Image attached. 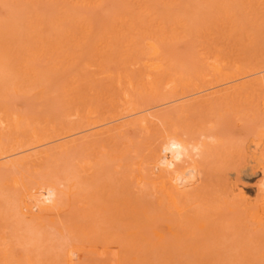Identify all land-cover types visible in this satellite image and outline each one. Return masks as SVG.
I'll use <instances>...</instances> for the list:
<instances>
[{
    "label": "bare ground",
    "instance_id": "bare-ground-1",
    "mask_svg": "<svg viewBox=\"0 0 264 264\" xmlns=\"http://www.w3.org/2000/svg\"><path fill=\"white\" fill-rule=\"evenodd\" d=\"M6 1L9 3L11 0L10 1L4 0L3 3L6 4L7 3ZM27 1L29 2L30 0ZM27 1L25 2V4L27 3ZM33 1H35L33 2V4L35 3L38 4L40 1L47 3L57 2V0L56 1L33 0ZM64 1H63L64 6L61 3V1L58 3L62 4L60 7H64L63 9H65V11L61 10L62 14L58 15L56 17L57 19L53 17L56 22L55 21L51 22L52 24L53 22H55V25L54 24L53 25L55 26L57 31L59 30L57 32V34H60L59 37L52 36L53 32L48 33L49 35L51 34L50 37L46 32H41L42 28L44 29L45 27H48L47 26L48 24H50L49 26L53 28V30L55 29L51 23L44 24V22L45 23L49 22L48 20L45 19L46 17H44L45 16L43 14L44 11L42 12V14L44 15L43 16L44 20L43 18L41 19L43 20V23H41V20L39 19L40 17H37V16H42L39 15V13H37L38 15L36 14L35 16V18L37 17L38 19L37 18L33 19L34 16H32L33 17L32 18L31 15L30 17L28 16L34 21L36 20L38 21L33 23V20L29 19L28 26L32 25L34 27V29L32 30H34L35 32L31 30L30 31L28 30V32L31 37L33 35L35 40L32 38L31 41V38H29L27 42L33 43L29 45L31 47H36L38 45L40 47V48L38 47L39 49L36 48L34 50L31 47H27V46L25 47L24 43L26 41L23 43L24 39L22 38L21 41V39L19 38L21 35H17V36L15 35L16 36L15 38L12 36L13 35L12 33H14L15 31L9 32L10 34H12L10 36H12L13 38L8 37L9 33L6 32L8 31V28L11 26H9V24L7 23L5 25L9 27L6 28V26H3L4 24H1L2 29L5 27L7 30L5 28L3 30L0 28L1 30L0 35L4 32V34L0 36V52H1L0 60L4 59L3 62L5 64L3 68H1L0 66V69L4 70L6 66L8 69L9 68L8 66H10L11 64L14 66V64L17 63L18 55L20 54V53L17 54L18 50L19 51L21 50L20 52L22 53L28 54L29 57H27L26 54L25 55L22 53H21L22 55L20 54L21 56L24 55L23 60H21L20 63L21 67H18L15 64L16 65L15 69L20 68L19 71L17 69L16 75H19L20 73L18 72H21L22 69L24 70L22 71L23 73L20 74L23 79L20 80L15 77V80H17L15 81V83L13 82L12 78L11 79L9 78L10 75L9 76L6 75L9 74L7 72L10 69L8 71L4 70L5 72H2L3 70H0L2 72L0 73L1 74L0 101L3 100L5 102V99L1 100V98L2 97L8 98L10 96H13L14 92L22 91L19 93L21 96L23 93L27 94L29 91L32 92L33 89L30 88L29 86L34 87V89H36L37 91V94L38 93L41 94L39 97L40 99L44 97L42 96L43 94L41 93V91L44 89L45 92L43 91V93L44 94L47 93L46 89L48 87L46 86H49V84H50L49 89L51 88L55 89L60 87L61 85L59 86L55 85L58 82L60 83L61 82L60 80L57 79L58 80L57 81L55 80L56 78L54 77V80L56 81L54 83V81L50 78V80L53 81L52 83H54L52 84L53 87H51V81L50 83H48V79L47 80L43 79L44 74L43 77H42V73L39 74V72L44 73V70L41 69L36 70L37 69L36 67L38 65L35 67L36 69L34 68L35 64L38 61L37 62L35 61L36 63L34 62V60L36 59V55H33V52L35 51L34 54H36L37 50H41V51L45 50V52L43 53L44 56H41L43 55L42 52L38 51L37 56L42 59L41 60L42 62L39 61L38 64L39 63L43 64V61L45 62V60L43 59L46 58L43 57H46L45 56L46 53H48L47 55H50V57L47 56V58L48 57L51 58L48 60L50 61L52 60L51 56H54L55 54L57 55L56 53L57 49L60 48L59 53L63 55L67 50V47L70 48L69 44L71 42L77 41L75 37L77 32L79 36L80 33H83L85 35L84 36L85 39L81 38L82 37L81 36L80 38L82 40L81 39L80 40L83 44V47H85V49L83 48V50H86V46H88V44L85 41H87L86 38H88L89 35H92L91 29H94L93 27H97L100 30V27L94 26L93 23H92L93 27L91 28V24L80 19L79 17L75 19V17H73L74 14H71L70 16L69 11L67 12L66 11L67 8L65 7L68 6L67 4L70 5L71 3L72 4L77 3L76 6L78 5L85 6V4L87 5L88 3L92 2L93 5L94 4L93 1L95 3L96 1L100 2L101 3L100 5H102L103 1L101 2V0H93V1L73 0L72 2V0H68V2H66L67 6L65 5ZM131 1H135V3H137L136 0H131ZM143 1H147V0H143ZM261 1L263 2L264 0ZM19 2L20 1L13 2V4L17 3L14 6L17 5L19 6L20 4L21 7V5H24ZM3 3L1 4V6L3 5ZM27 4L31 6V10L30 11L28 10L29 12H32V9L36 8L34 6H33L34 8H32V4L30 3ZM60 4H57L58 5L57 7H59ZM139 5L140 2L138 6ZM142 5L143 4L141 3L140 5L141 8L144 7V5L143 7ZM7 6L6 9L3 7L5 11L4 14H6V11L10 10L8 9L9 7ZM14 6L12 5V7ZM138 6H136L137 7L136 9L137 12L139 10L138 13L141 15L142 11L140 10L141 8ZM127 7L130 12L131 8H129V6ZM132 9L134 12V8ZM228 9L226 10L225 15H223V19L228 20L229 23L227 24L226 21L225 24L223 23V25L230 26V29L227 30L226 26H225L226 28L225 27L224 28L227 30V32L229 31V33H231V34L228 33V35H231L230 39L233 38L236 33L240 32L242 35L240 34L239 37L237 38L241 40L240 36L244 37L246 35V32L244 31L246 30L244 27H241L239 26V24L235 23L236 22L234 19L235 17L233 16V14L232 15L229 14L230 11H228ZM142 10L144 12L147 11L145 10V8ZM28 11L26 10V12L25 11L23 12L28 14L29 13ZM227 11L229 13H227ZM263 11L264 9L262 10V12ZM126 12L128 14L127 10ZM126 12L124 10L122 14L120 12V15L124 16ZM143 13L142 15H144L145 13L147 15V12H145L144 14ZM149 13L152 14L150 11ZM158 13L159 12H157V14ZM10 15L8 17H10ZM117 15L119 14L117 13ZM120 15L119 17H117V19L119 18L121 19L120 21L122 22L121 24L122 26H118L120 22L116 18L115 20H117V22L114 20H110L111 22L108 21L109 23L116 22L117 23L116 25L118 27L115 25L116 28L111 29L113 34L110 33L109 35L108 32H106L108 28L106 27L107 29H105V31L103 29L104 35H102V37H98L99 41L94 44L95 48L94 49L92 48L95 51L93 53L91 51V53L87 54V55L89 54L93 55L91 56L92 59L90 57V59L86 60L88 62L84 61V65L81 66V71L82 68H84V70L91 71L92 75L95 74L94 76L91 75L92 78L91 77L84 78V77H80L79 75L76 76V73H74L72 76L71 72L75 71L74 70L75 66L77 70L80 69V67L79 68L77 67V65L79 66L80 64L79 63L80 61L78 62L77 60L79 59L78 57H76V59L74 58L73 60L74 54H71L72 53L71 51L69 55H68L69 50H67V53L65 54L68 55L66 59L74 66V69L73 66H70L72 67L71 69H73L74 71L73 70L70 71L71 69L69 68L68 65L64 66V64H66V60L63 64L60 63L61 62L60 60L64 59L63 56L60 57L61 56L60 54H59L60 56H57L60 57L58 58L60 59L59 61L58 59L56 60L57 63L59 62L58 65L63 66L60 67L62 68L61 70L63 71L64 67L67 66L64 69V71L68 68V71L70 72L68 73V71H66L64 74L63 71V73H61L64 74V76H66L67 73L69 74V75L67 74L68 77L66 76L65 78L67 82L69 81L68 85L66 86V91L68 95L67 94L66 96H64V94L62 95L65 98L69 96V100L68 98L66 99L64 98L65 100L63 101V97H62V101L64 102V104L66 102L67 103L65 105L61 104L64 105L62 106L63 107L62 109L63 110L65 109L66 111L61 110V107L59 109L58 105L53 107L49 106L51 104L50 99L54 94H56L55 92L52 96H49V98L47 96V98L45 97L42 101L44 103L45 99L46 100L49 99L48 101H46L47 105L44 103V106L49 107L47 108L50 113L53 110L52 108L55 107L56 109L57 108L58 109L57 110L54 109L55 112L52 111L53 113L57 114L58 110L60 112L62 111L59 115L57 114V116L55 114V116L58 118H56L53 115L55 121L53 119V116L51 118L53 121H51L49 117L45 115V113L44 114L42 113L48 111V110L45 111L46 107H42L41 108L42 110L39 111L42 113V116L39 120V118L37 119L36 117H34L35 115L33 116L32 113L28 114L31 111L30 112L27 111V114L26 113L24 114L22 113L23 112L22 110L24 109H21L20 112V110L17 109L16 106H15L16 108L15 107L13 108V106L8 108L7 104L10 103L9 101H7L8 103H6V105H4L3 102H0V218L2 219V221L5 220L6 223L12 225L13 234L25 230V223L32 225L33 229H31V232L29 231L26 232L25 239L26 240L39 239L44 237V234L37 229L38 226H42V227H45V225L50 226V224H52V221L56 219L55 216H58V214L63 209L66 208L64 205H66L68 208L71 205L72 208H69L70 210L66 208L70 212L76 210L74 206L76 208L78 207L77 211L78 212L81 211V214L79 212L80 217L83 215L85 218L90 219V220L83 219L82 216V220L85 221L87 220V222L91 221L95 223L96 221H98V223H100L99 222L100 220L103 221L100 223L102 228L101 226L100 228L98 227L99 230L97 226H99L100 224L96 225L95 226L96 228L91 227L92 225L89 226L93 228L92 230H94L95 232L96 231L99 232L97 236H101L100 231L105 233L108 230L107 234L109 232L111 233L110 243L109 241H107L110 240L109 237L106 236L107 238L105 237L106 240L104 239L105 242L103 241V245L98 243L100 241L97 239H96L97 241L95 240L96 241L95 244L92 236L96 235L97 233L96 234L94 232L92 233L91 229L89 230V227L86 228L83 227L82 225L79 226V227L82 226L81 229H79L80 231H78V227H77V232H79L78 234L76 233V231H72L77 236L80 235V237L82 238L77 237L76 235H74V233L71 234L69 227L67 228V231L64 230V228H66L67 226L63 224L60 225L59 221L60 222L61 220L62 222L65 221L64 224L66 223L68 225V222L69 224L71 222L70 221L71 218H69V220L68 218H66L67 220L64 218H62L59 221L57 220V225L55 221L53 224H55L56 226L52 224V227L53 228L56 227L55 230L57 229V226L63 228L62 230L58 228L57 229L58 232L57 231L56 232L61 233V235L65 236L66 238L69 235V233L74 237L76 236V238H74L76 239L75 240L76 243L71 240L72 242H74L75 245H78L79 243L81 245H84L85 242H86V246L89 244L88 248H86L85 245L83 246L85 248L83 249L84 252H86L87 249V251L90 250L92 252H96L104 255L106 259L104 261H106V264H122V261L120 259L115 261V258H119L120 255L121 257H123L122 255L126 252V250L131 251L133 249L132 247L133 243L138 238L140 240V241L137 240L138 242L136 241L138 244H136V242L134 243L136 244V246H138L140 242L139 247L135 246L137 254L141 252L142 254L146 253L144 248H146L148 243L150 247H152L150 248L149 252L147 251L149 255L146 253L148 256H150V258L147 259L148 261L147 260L144 261V264H153L152 261H150V259H152L150 254L155 256L154 258L156 259L155 261L156 264H161V263L171 264V262L173 263V261H170V259L173 260L175 257L171 258V256L176 255L177 258L178 254H176L173 247L170 246H174L176 249L180 248V250H182L183 248L185 252L188 251L192 253L194 251L193 253L195 255H198L197 256L198 258H204L206 252L212 251L211 254L215 255V257L213 258L215 264L226 258V256L223 255V250L221 249V247L225 248V251L231 253L230 256L232 255L231 259L229 258L231 260L228 262L229 264H264V98H260L262 95H264V61H263L264 53L262 56L261 54H258V51L256 53L252 52L254 55L258 54L261 55V57H263L262 59L263 63L261 61L260 65L255 64V61L253 62L254 65L251 64L252 56H250L251 59L248 60L246 56H243V54H241V51L244 49V45L247 46V43L250 41H251L250 44L253 45L254 43L253 41L254 39L251 40L252 35H250L251 34L250 32H247L248 35L251 36L250 39L249 36L247 37L248 38L246 39L247 41L245 40L246 37L244 39L241 37L243 40L246 41L245 43L243 40L237 41L238 42L237 47H239L238 49L241 51H240V55H236V56H234L235 54L232 55L233 54L232 49L234 50L233 47H231V51L228 52L230 54L226 53L227 50L229 51V46L227 44L226 46L228 49L225 51L222 45H220L222 47L217 46L220 43H216L215 40L214 41L217 45L211 43L208 44L205 41L204 43L209 45V47L207 48L205 47L207 51L204 50L205 52L202 51V53L200 51L199 53L201 54V57L199 56L198 53L197 56H199V58L193 61L198 62L200 58H202L204 61L202 62V65L206 67V72L203 73L204 71H200V66H199L201 65L200 64L201 61H200L198 62L199 65L197 64L198 65L197 68H199V71L196 70L197 68L195 69L198 73V76L197 73L195 74L193 73L194 76H196L197 78L196 77L192 78V76H190L191 75L190 72L187 73L186 70L183 71L181 69L182 71L180 70L177 71L173 69V67L176 66V64H174L173 66L174 61H171V58L169 59L167 56L168 55L167 52H169V56L173 57L172 56L173 54L170 53L171 51L170 45L169 47L167 46L169 44V41L163 43L162 39H164V37L162 36V34L160 39L157 37H156L157 39L155 38V36L158 34V33L156 34L157 29L159 28L155 26L153 30L154 26L151 27L150 29L151 31H155L156 29L154 33L155 36H153L152 34L153 32L151 31L149 32L147 30L148 28H150V26L146 25L143 22L144 23L142 24L143 26L140 27L141 29H143L146 28L145 25L149 26L148 28H146L147 31H145V29L143 30L137 29L136 31H134L133 23L131 25V21H130L131 17L130 19L128 18L129 20L128 21L125 18L123 19L122 16L120 17ZM133 15L134 14H132L131 16ZM260 15L261 14L258 15V18ZM28 17H26V19H28ZM72 17L74 19H71ZM157 17L155 19H157V23H158V19L159 18L161 19V17L160 16L159 18ZM16 18L17 17H15V19ZM50 19L52 20V18ZM74 20L77 21L76 24L74 23L75 28H79V30H77L76 33L75 31L73 32V27H71V25L73 26V23L71 22ZM162 20L163 17L161 19V23ZM177 20L179 21V19H176V21ZM24 21H28V20H24ZM65 22L66 25L69 24L70 27L69 25L66 26ZM259 22L261 23V20ZM157 23L155 25H157ZM166 23L165 21L163 22V24ZM124 24L129 25L128 27L131 30L129 31L131 32L130 34L131 36L128 34L129 32H124L125 30L124 28L126 27ZM138 24L139 23L136 22V25ZM13 26L14 24L12 25V29L15 30ZM102 26L105 27V23ZM121 27L124 30H122ZM137 27L139 28V26ZM137 27L134 26V28ZM97 28L95 29L97 30ZM46 29L48 28H45L44 30L46 31ZM19 30H17L16 32L19 33ZM176 30L173 31L175 32ZM23 32H25V30ZM23 32H21V34H24ZM105 32L107 34H105ZM133 32L138 34L140 32V35L134 36ZM44 33L47 34L48 36L47 35L45 36ZM125 33L126 35L133 38H129L128 41V38H126ZM160 33H163V31ZM213 33H216V31L215 32L212 31L211 34ZM218 33L219 32H217V34ZM29 34L27 33V35ZM120 34H122L121 37L125 38V40L127 39V41H125L126 43L123 42V45L125 43V45L122 46L123 49L120 48L121 49L120 51L122 50L123 51L119 55L118 54L115 55L114 52L116 46H119V44H121L123 40L120 39L121 42L119 43L115 39L118 38ZM147 34L149 35L147 36ZM222 34L223 36H225L224 32L221 33V35ZM207 35H209L208 37L212 38V35L211 36L210 34ZM167 36L165 35V39ZM17 37L20 39L19 41H21L22 44L21 42L18 43V41L16 40L18 39ZM96 38H94V40ZM179 38H182V36H180ZM226 38H227L226 39L227 42H231L229 41L228 37ZM135 39L141 40V43L139 42V40L138 41L136 40L135 42L134 41ZM216 39L218 40V38ZM33 40L35 42H33ZM114 40L119 44L115 43ZM186 40L189 39L187 38ZM13 41H16V43ZM210 41L213 43L212 40ZM234 41L235 38L232 42L234 43ZM201 42L202 40H200V43ZM134 43L136 44L140 43V46L137 48L136 46H134ZM176 43L179 42L177 41ZM15 44L17 45L15 46ZM18 44L20 46L23 45L24 49L20 48ZM26 44L27 43H25V45ZM34 44L35 46H32ZM250 44H248V47ZM163 45H166L167 49L170 48L169 49L170 51L166 52V49L163 48ZM64 46L66 47L63 48ZM199 46H201L200 50L204 49L202 47V43ZM14 48L18 50L16 51ZM49 49L54 51L55 54L54 52L51 53ZM61 49H63L64 52H62ZM195 49L198 48L195 47ZM25 51H29V53L31 51V54ZM248 51L249 50L247 49V53L249 56ZM79 52L81 53L82 50ZM243 52L244 50L242 51V53ZM85 53H87V51H85L82 55H85ZM3 54H6L4 55L6 58L2 56ZM16 55L17 57H15ZM32 55L35 58L32 57ZM115 56L117 58L119 57L118 59H120L119 60L120 62L116 61ZM38 57L37 60H39ZM57 57H55V59ZM10 58L12 59L16 58L17 60L14 59L12 61ZM242 58L245 59L242 61ZM259 58L258 60L260 62ZM246 59L249 62L248 61L245 62ZM30 60L32 62H30ZM53 61L55 62L56 65H54L53 62L51 61L52 65L57 67L58 65L56 61L55 60ZM74 62L79 64L76 65ZM33 63L35 64L33 65ZM45 64L47 65V61L45 62ZM12 65L10 67H12ZM32 65L33 68L31 67ZM55 67L50 68L49 66L48 69L50 68L49 70H52V72L54 70L59 69V67H57L58 69H56ZM28 68H30V70ZM41 68L43 69V66ZM34 71L37 72L38 74L35 73ZM199 72L200 73L202 72L203 74H200L199 76ZM3 73H6L5 75L7 79H4L5 77H3L4 75ZM13 73L15 72L13 71ZM52 75H56V74L53 73ZM35 76H37V78L41 76L40 77L41 80L39 79L40 82L36 83L37 81L35 80ZM95 78H98L99 79L98 81L100 82H98ZM8 79H10L9 82H7ZM42 81H46L45 83H47L48 85L42 83ZM94 81H96V83H93ZM10 82H12V85ZM6 83L8 86H6ZM41 83L45 86L43 87ZM94 84L96 85L98 84L99 87H101V89ZM9 85L11 87H9ZM64 85H66V83H64ZM21 86H23L26 89V92H23V90L25 91V89L23 88L20 89ZM113 88L114 90L115 88L118 89L115 90L116 92H114V90H112ZM37 89L40 91L38 92ZM54 89L53 91H56V89L55 90ZM7 90L9 91V93L11 92L10 94L13 93V95L8 96L9 94H7L6 92ZM62 90L63 89H61L60 91ZM2 92L5 94H3ZM103 92H105V94ZM117 93L118 96L116 95ZM19 94L15 93L14 96ZM30 94L31 93H29L28 95L23 94V96L25 95L26 97H28L31 96ZM113 94L116 96L114 97ZM34 96L35 95H33V97ZM104 96L106 97L107 100H105ZM33 97L31 100H35L37 105V100L36 98ZM58 97L61 98V95L60 96L57 95L56 98L54 99L52 98V100H54V103L56 102L55 105L57 104V101L62 102L61 99ZM31 100L28 99L29 102ZM66 100H68L70 103ZM16 101L18 100L16 99ZM103 101L105 102L107 101V102L104 103ZM12 103L13 102H11L10 104ZM68 103L70 105V109L67 108ZM167 103L168 105L164 107L163 104H167ZM161 105H163L164 108L159 109ZM155 108L159 110H155ZM12 109H15V111ZM16 109L19 111H17ZM67 109L69 110L68 112ZM36 110L35 112L39 113ZM63 112H65L66 114L64 115ZM61 114L62 116H60ZM45 117H47L48 118L47 120L49 121H47ZM59 117H62L63 122L61 121V118L59 119ZM57 119H59L61 122L59 120L57 121ZM228 131H231L233 133L229 135L230 132ZM223 132L224 133L228 132L229 136L226 135V137L231 136V138L228 139V137L227 138L223 137L224 136ZM134 143H135V148H134ZM136 145L139 146H137L136 148ZM64 163L66 166L64 165ZM60 168H62L64 171ZM26 171L31 173L27 174ZM26 174L30 177L40 175L41 177H44V178L40 177L39 178L40 181L41 180L43 181V179L45 180V178L46 180L44 182L41 181V183L38 184V182L40 181L37 180L38 182L35 183L36 182L35 180L38 179L36 177V179L34 180L35 183L34 184L31 183L33 181L32 179L31 182L27 181L29 177ZM24 175H25V180L22 177ZM232 178L234 179V181H232ZM254 178H258V179L256 181L253 190L255 195L252 196V194L249 191L250 189H248L246 186L247 185L246 182L247 183L252 182ZM26 181L28 184L26 183ZM11 188L14 190H12ZM9 190H11V192L13 191L14 193L11 192L10 193L14 195L10 196L11 194L7 193V191L9 192ZM144 200L147 201L146 205L142 204L144 203ZM9 205L12 207L16 205L15 207H13V209L18 207L19 209L12 210L10 209L11 207H9ZM4 207L5 208L9 207V209L7 210L10 211H5L6 209H4ZM106 212H108V214H106ZM51 213L53 216L52 218L46 216V214H51ZM118 214H119V219H118ZM120 214L122 217L121 220H123V222H121V224L123 223L121 225L122 232H123V228H125V230L130 229L126 231L128 233L124 232L126 235L128 234L130 238L127 235L128 239L127 241L125 240V242L127 243L126 245L128 246H126V248L116 250L114 249L112 243L114 242L113 240L117 238V236L114 237L115 236L114 232L117 229L115 225L118 222V220H119V225L117 224V226L120 227V221H121ZM70 215H73V213ZM228 215L230 216L228 217ZM113 216L114 217L116 216L115 217L116 220L114 219ZM75 218L80 220L78 214L75 215ZM73 219L74 217L72 218V220ZM124 219L126 220V224L124 223L125 221ZM219 219H221V221ZM74 220L72 222H74ZM137 220L139 222H136ZM104 221L105 223L108 222L107 226L105 225ZM87 222L83 221V223L86 224L83 225L88 226ZM95 223H92L93 226ZM89 224L91 223L89 222ZM113 227L116 228L114 232L112 230ZM144 227L145 228L148 227L150 229L149 240H147L143 236V234L146 232L145 231L146 229ZM73 228L71 227L72 230ZM82 228L89 230L91 232V236L89 235L90 233H88L87 231L83 236H81L83 233ZM104 228L107 230H104ZM101 229H103V231ZM141 229L144 230V232ZM65 231L68 232L67 235L65 234L66 233ZM148 231L149 230H147V232ZM39 232H41L40 235ZM117 234L119 235L120 233ZM71 235H69V237L72 239ZM145 235L147 234L145 233ZM200 235L204 239L206 238L211 244H209L208 246V243H205L206 241L204 240L201 241L203 242L201 243L203 245H201L199 240ZM120 237L121 235L118 236V239H121ZM196 237H198L199 239ZM70 238L68 240H70ZM78 238L82 240V243L80 242L81 240H79ZM102 238L103 237L100 238L98 237V239H102ZM89 239L91 240L93 239V240L91 241ZM129 239L134 241H131ZM77 240L79 241V243L77 242ZM130 241L132 244L130 243ZM142 241H144L143 243H145L146 241L149 242L148 243L146 242L144 247V245H142L143 243H141ZM196 242L198 243V245L196 244ZM99 245L101 246L99 247ZM201 247H205V248H203L202 250ZM139 248L140 249L143 248L144 251L142 249L139 250ZM147 248L149 249V246ZM13 249L14 246L10 240V236L8 234L7 228L4 227L3 222H1L0 223V258H1L0 260L2 262H8V258L10 257V254L15 252L16 254L14 253V257L18 262L22 261L25 264H35L34 261L36 259V255L35 256L33 254L31 255V253H28L23 249H22L23 251L19 250L22 252L18 253V251H15ZM173 251L175 252V254L173 253ZM184 251L182 252L183 255L185 254ZM219 251L222 252V255L225 258L221 255ZM160 252L163 254V256L166 257V259L164 257H163L164 260L161 259L162 255L160 254ZM215 252L217 253L215 254ZM158 253L160 255H157ZM182 253L181 251H179V256H180L178 257L179 259L184 257L180 255ZM167 254L169 255V257L167 256Z\"/></svg>",
    "mask_w": 264,
    "mask_h": 264
},
{
    "label": "rangeland",
    "instance_id": "rangeland-1",
    "mask_svg": "<svg viewBox=\"0 0 264 264\" xmlns=\"http://www.w3.org/2000/svg\"><path fill=\"white\" fill-rule=\"evenodd\" d=\"M10 1V0H9ZM12 1V0H11ZM11 1L8 3L7 1V3L6 4H4L3 2H4V0H0V28L2 29V26H1V24H4L3 26H6L5 24H9V26H11V27H9V26H6V28H8V31L6 32V33H9V32H14V33H12V34H10L9 33V36L8 37H10V38H15L17 35H21L19 38L21 39H24L23 40V43L25 42V43H27L26 45H25V43H24V46L26 47H31V46H29V45H31V43L32 42H27L28 41V39L29 38H31V41H32V38L35 40V38L33 37V35H32V37L30 36V34H29V32H28V30L30 31H34V30H32V29H34V27L32 26V25H30V26H28V23H29V19H31V18H29L30 17V15H31V17L32 16H34V18L33 19H36L37 17H40L39 19L41 20L42 18H43V20H44V17H46L45 19L46 20H48L49 22H44V24H47V23H51L52 21H55L54 20V18H56L58 15H61L62 14V11L61 10H64L65 11V9H63L64 7H60L62 4H63V6H64V3H63V1L64 0H60L61 1V3L62 4H60V3H58V2H60L59 0H57V4H60L59 5V7H57L58 5L56 4V3H47V2H41L40 0V2L38 3V4H33V2H35V1H33V0H30L29 2L27 1V0H13L12 1V3H11ZM18 2V1H20L19 3H21V4H24V5H21V7H20V4H19V6L17 5V6H14V5H16L17 3H15V4H13V2ZM21 1H23V2H21ZM27 1V3H30V4H32V8H34V7H36V8H34V9H32V12H29L30 10H31V6H29L27 3L25 4V2ZM48 1V0H47ZM50 1H52V0H50ZM56 1V0H55ZM93 1V0H92ZM103 1V3H102V5H100L101 3L100 2H97L96 1V3L93 1V3L95 4H93L92 5V2H90V3H88L87 5L85 4V6H84V8H83V6L82 5H78V6H76L77 5V3L76 4H72L71 2V4L69 5V4H67L66 2H68V0L66 1H64L65 2V5L67 6V7H65V8H67L66 9V11L68 12L69 11V13H70V16H71V14H74L73 15V17H75V19L77 18V17H79L80 19H82V20H84V21H86L87 23H89V24H91V28L93 27V24H94V26H98V27H100V30L97 28V27H93L94 29L95 28H97V30L95 29V32H94V29H91V34L92 35H89L88 36V38H86L87 39V41H85V42H87V44H88V46H86V50H83V48L85 49V47H83V44H82V42H81V38H84L85 39V35L83 34V33H80V36H79V34H78V32H77V30H79V28H75V25H74V23L76 24V22L77 21H72L71 23H73V26L71 25V27H73V32L75 31V33H76V42H71L70 44H69V47L71 48H68L67 47V50H69V52H68V55L71 53V54H74V57H73V60H74V58L76 59V57H78L79 59H77L78 60V62L80 63H75L76 65L77 64H79V66L77 65V67L79 68L80 67V69H78L79 70V72H78V70H77V68H76V66H75V69H74V66L66 59V57L68 56V55H66L65 53H67V50L65 51V53L62 55V54H60L59 53V49H57L56 50V53H57V55L55 54V52L54 51H52V50H50V52L52 53V52H54V54L56 55H54V56H51L52 57V60H50V61H48L49 59H51V58H49L50 57V55H47L48 53H46L45 54V56L46 57H43V58H46V59H43V60H45V62L47 61V65L45 64V62L43 61V64H38V62L40 61V62H42L41 60V58L40 57H38L37 56V53H38V51H41V50H37V53L36 54H34V52H33V55H36V59L34 60V62L36 61H38L36 64L35 63H33V65L35 64V66H34V68L36 69V70H38V69H41V70H44V73L43 72H39V74H41L42 73V77H43V74H44V77H43V79L44 80H47L48 79V83H50V81H51V87H53V85L52 84H54L56 81L55 80H60L61 82L59 83H57V84H55L56 86H59V85H63L62 87H64L65 88V91H66V86L68 85V83H69V81L67 82V80L65 79L66 78V76H67V74L68 73H70L69 71H68V68L64 71V69L67 67H64V69H63V71H64V74H65V72L66 71H68V73L66 74V76H64V74H61V73H63V71L61 70L62 68H60L61 66H59L58 64H59V62L57 63V59L58 58H60V57H62L63 56V60H60V59H58V61L60 60L61 62L60 63H64L65 62V60H66V64H64V66L65 65H68L69 66V68L71 69L72 67H70V66H73V69L75 70H73V69H69L70 71H74V72H71V74H72V76H73V74L74 73H76V76L77 75H79L80 77H84V78H87V77H91V75H92V73H91V71H87V70H84V68H82V71H81V66H83L84 65V61L85 62H88V61H86V60H88V59H90V57L91 56H93V55H91V54H89V55H87L88 53H91V51H92V53L95 51V50H93L94 48H95V46H94V44L96 43V42H98L99 40H98V37H102V35H104L103 33V29H104V31H105V29H107L108 28V30H106V32H108V35L110 34V33H112L113 34V32H112V30L111 29H113V28H116V22H117V20H119V22H120V24H118V26H122L121 24H122V22L120 21L121 19L119 18V19H117V17H119V15H120V12H121V14L124 12V10H125V12H126V10L128 11V14H127V12H126V14L129 16H127L126 14H124V16H122V15H120V17L122 16V18L124 19H127L128 20V18L130 19V17H131V19H130V21H131V25H132V23H133V29H134V31H136L137 29H141V27L140 26H143L142 24H146V25H149L150 26V28H148L149 26H146L145 25V27L146 28H148L147 30L150 32L151 30V27H153V30H154V28H155V26L157 27V28H159V29H157V32H156V34L158 33H160V32H162L163 31V33H160L158 36L156 35H154V33H155V31H156V29H155V31H151V32H153L152 34H153V36H155V38L157 37V38H159L160 39V37H161V34H162V36L164 37V39H162V42L164 43V42H168L169 41V44L167 45L168 47H169V45H170V48H171V51L169 50L170 48H168L167 49V46L166 45H163V48H165L166 49V52L167 51H170V53L171 54H173L172 56L173 57H171V56H169V52H167L168 53V58L170 59L171 58V61H174V63H173V66H174V64H176V66H174L173 67V69H175V70H177V71H185L186 70V72L187 73H189L190 72V76H192V78H194V77H196V76H194V74L195 73H197V71L196 70H198L199 71V68H197L198 67V62H200L201 61V65H202V62H204L203 61V59L202 58H200V60L197 62V61H195V62H197V63H195L193 60H197L198 58H199V56L201 57V54L199 53L200 51H201V53H202V51L203 52H205V51H207L206 50V48L207 47H209V45L208 44H215V45H217L216 43H220V44H218L217 46H220V45H222L223 46V49L226 51L228 48H227V46H226V44L229 46V51L227 50L226 51V53L227 54H230V53H228V52H230L231 51V47H233L234 48V50L232 49V55H234V56H236V55H240V51L241 50H239L238 48L239 47H237L238 45H237V41L239 40V38H237V37H239V35L241 34L240 32H238V33H236L235 35H234V37L233 38H231L230 39V37H231V35H228V33H229V31L227 32V30L228 29H230V26H224L223 25V23L225 24V22L228 24L229 22H228V20H225V19H223V15H225V12H226V10L228 9V11H230V13L227 11V13H229L230 15H232L233 14V16L235 17L234 19H235V23H237V24H239V26H241V27H244L245 28V30L246 31H244V29H243V31L244 32H246V35L244 36V37H242V36H240V39L241 40H239V41H242L245 37V40L246 39H248L247 37L249 36L248 35V33L247 32H250L251 34L250 35H252V39L251 40H253L254 41V43H255V45H254V43H253V45L252 44H250V42H248L247 43V46L246 45H244V52L242 53V51H241V54H243V56H246V58H248V60H250L251 58H250V56H252V61H251V64H253V62L255 61V64H258V65H260V63H261V61H262V59H263V57H261V55L263 56V53H264V14H263V12H262V10L264 9V1L262 2L261 0H251V2H250V0H147V1H143V0H136V2L139 4V2H140V5H141V3L144 5V7H143V5H142V7L143 8H141V6L139 5L138 6V4L137 3H135V1H129V0H101V2ZM139 1V2H138ZM72 2H73V0H72ZM129 2H131V3H128ZM3 3V5L1 6V4ZM97 3H99V4H97ZM147 3V4H146ZM97 4V5H96ZM145 4H146V6L148 7H146L145 6ZM231 4V5H230ZM4 5H8L7 7H9L8 9H10L9 11H6V14H4V9H3V7L6 9V6H4ZM9 5H11V6H9ZM12 5L15 7V9H14V7H12ZM75 5V6H74ZM90 5V6H89ZM149 5V6H148ZM225 5V6H224ZM34 6V7H33ZM125 8H124V7ZM127 6H129V8H131V10H132V12H131V10H130V12H129V9H128V7ZM132 6V7H131ZM136 6H138V7H140V8H138V9H140L141 11V15L138 13L139 12V10H138V12H137V7ZM223 6V7H222ZM231 6V7H230ZM18 7H20V8H18ZM72 7V8H71ZM79 7H80V9H79ZM150 7V8H149ZM70 8V9H69ZM132 8H134V12H133V9ZM145 8V10H147V11H145V12H147V15H146V13L142 10V9H144ZM147 8V9H146ZM231 8V9H230ZM262 8V9H261ZM7 9V10H8ZM39 9V10H38ZM59 9V10H58ZM69 9V10H68ZM73 9V10H72ZM26 10L29 12L28 14L27 13H24L23 11H25L26 12ZM37 10V11H36ZM152 13V14H150L149 13V11ZM232 10V11H231ZM253 10V11H252ZM13 13H12V12ZM44 11V12H43ZM155 11H157V12H159L158 14H157V12H155ZM257 11H259V12H257ZM20 12V13H19ZM42 12H43V14L45 15H43L42 14ZM111 12H113V13H111ZM116 12V13H115ZM145 14H144V13ZM220 12V13H219ZM232 12H234V13H232ZM256 12V13H255ZM15 13V14H14ZM33 13V14H32ZM37 13H39V15H42V16H37L36 18H35V16H36V14ZM117 13L119 14V15H117ZM142 13L144 14V15H142ZM156 13V14H155ZM10 14H13V15H10ZM26 15V17H28V19H26V17H25V15ZM35 14V15H34ZM56 14V15H55ZM132 14H134L133 16H131ZM149 14V15H148ZM179 14V15H178ZM237 16H236V15ZM259 14H261L260 16H259V18H258V15ZM263 14V15H262ZM4 15V16H3ZM6 15V16H5ZM10 15V17H8ZM21 15H23V16H21ZM38 15V14H37ZM55 15V16H54ZM76 15V16H75ZM113 15H115V16H113ZM138 15V16H137ZM151 15V16H150ZM157 15H158V17H157ZM257 17H256V16ZM13 16V17H12ZM44 16V17H43ZM86 16V17H85ZM112 16V17H111ZM127 16V17H126ZM137 16V17H136ZM154 16V17H153ZM157 18H159V16L161 17V19H162V17H163V20H162V23H161V19L159 18L158 19V23H157V19H155L156 17ZM175 16H177V17H175ZM182 16V17H181ZM262 16V17H261ZM12 17V18H11ZM15 17H17L18 19H21V20H18L17 18L15 19ZM19 17H21V18H19ZM22 17H23V19H22ZM48 17V18H47ZM54 17V18H53ZM71 18V19H74V18ZM110 19H109V18ZM113 17H114V19H113ZM175 17V18H174ZM212 17V18H211ZM216 17V18H215ZM219 17V18H218ZM237 17V18H236ZM4 18V19H3ZM6 18V19H5ZM9 18V19H8ZM25 18V19H24ZM50 18H52V20L50 19ZM112 18V19H111ZM115 18L117 19V20H115ZM214 18V19H213ZM261 18V19H260ZM9 21H8V20ZM33 19H31V20H33ZM38 19V18H37ZM57 19V18H56ZM70 19V18H69ZM68 19V20H69ZM109 19V20H108ZM135 19V20H134ZM176 19H179V21L177 20L176 21ZM3 20V21H2ZM8 22H7V21ZM23 20V21H22ZM24 20H28V21H24ZM43 20H41V23H43ZM67 20V21H68ZM89 22H88V21ZM106 20V21H105ZM110 20H114V21H116V22H114V23H109V22H111ZM140 20V21H139ZM153 20H155L156 21V23H157V25H155L156 23H155V21H153ZM182 20V21H181ZM218 20H219V22H221V23H219L218 22ZM224 20V21H223ZM261 20V23L259 22ZM263 20V21H262ZM14 21V22H13ZM18 21V22H17ZM36 21H38V20H36ZM36 21H34L33 20V23L34 22H36ZM78 21H79V19H78ZM109 21V22H108ZM129 21V20H128ZM165 21V23L166 22H168V23H166V24H163V22ZM176 21V22H175ZM191 23H190V22ZM205 21V22H204ZM208 21H209V23H208ZM257 21V22H256ZM5 22V23H4ZM25 22H27V23H25ZM32 22V21H31ZM30 22V23H31ZM56 22V21H55ZM55 22H53V24L55 25ZM105 23V27H103L102 25ZM108 22V23H107ZM113 22V21H112ZM118 22V23H119ZM136 22L137 23H139L138 25H136ZM141 22V23H140ZM144 22V23H143ZM170 22V23H169ZM182 22V23H181ZM187 22H188V24H187ZM14 24V26H13V28H15V30L14 29H12V25ZM68 23V22H67ZM93 23V24H92ZM152 23H154V24H152ZM161 23V24H160ZM176 23V24H175ZM208 23V24H207ZM12 24V25H11ZM52 24V23H51ZM52 24V25H53ZM113 24V25H112ZM135 24V25H134ZM152 24V25H151ZM182 24H183V26H184V28H183V26H182ZM216 24H218V25H216ZM244 24V25H243ZM50 24H48L47 26L48 27H45V28H48V29H46V31L42 28V31L41 32H46L47 34L50 32H53V34H52V36H54V37H56V36H58L59 37V35L60 34H57V32L59 31H57V29L55 28V26L53 25V27L55 28L54 30H53V28H51L50 26H49ZM65 25H66V22H65ZM69 25V24H68ZM68 25H66V26H68ZM107 25V26H106ZM111 25H112V27H111ZM116 25V26H115ZM125 25V24H124ZM123 25V26H124ZM161 25V26H160ZM171 25V26H170ZM175 25H177V26H175ZM210 25V26H209ZM230 25V24H229ZM22 28V30H21V28ZM46 26V25H45ZM117 26V27H118ZM126 26V27H125ZM124 27V29L126 30H124V29H122V27H121V29L122 30H124V32H129V31H131L130 30V28L128 27L129 25L127 24V25H125ZM134 26H139V28L137 27V28H134ZM166 26H168V27H166ZM172 26H174V27H172ZM50 27V28H49ZM69 27H70V25H69ZM107 27V28H106ZM131 27V26H130ZM161 27V28H160ZM191 27V28H190ZM223 27V28H222ZM227 29H225V28ZM229 27V28H228ZM5 28V27H4ZM3 28V29H4ZM5 28V29H6ZM27 28V29H26ZM30 28V29H29ZM110 28V29H109ZM132 28V27H131ZM146 28H143V29H145V31H147L146 30ZM169 29V31H168V29ZM175 28V29H174ZM179 28V29H178ZM2 29V30H3ZM21 31H20V30ZM25 30V32H23L24 30ZM52 29V30H51ZM143 29H141V30H143ZM161 29V30H160ZM164 29V30H163ZM177 29V30H176ZM192 29V30H191ZM203 29V30H202ZM248 29V30H247ZM254 29V30H253ZM7 30V29H6ZM5 30V31H6ZM17 30H19V33L18 32H16ZM49 30H51V31H49ZM102 30V31H101ZM111 30V31H110ZM140 30V31H141ZM171 30V31H170ZM173 30H176L175 32L173 31ZM226 30V31H225ZM98 31H100V32H98ZM144 31V32H145ZM158 31H160V32H158ZM167 31V32H166ZM202 31V32H201ZM209 31H210V33H209ZM212 31L213 32H215L216 31V33H213V34H211L212 33ZM231 31V30H230ZM252 31V32H251ZM21 32H23L24 34H21ZM35 32V31H34ZM33 32V33H34ZM105 32V34H107ZM138 32V31H137ZM201 32V33H200ZM205 32V33H204ZM206 32H207V34H210V36L212 35V38L211 37H208L209 35H207L206 34ZM217 32H219L218 34H217ZM224 32V35L225 36H223V34L221 35V33H223ZM242 32V31H241ZM259 34H258V33ZM0 33H1V30H0ZM18 33V34H17ZM25 33H26V35H27V33L29 34V35H25ZM60 33V32H59ZM99 33V34H98ZM204 33V34H203ZM225 33H227V34H225ZM254 33V34H253ZM2 34H4V32L2 33ZM1 34V35H2ZM45 34V33H44ZM47 34H45V36L47 35ZM62 34V33H61ZM96 34H98V35H96ZM112 34H111V36H112ZM129 35L131 34V32H129L128 33ZM133 34H134V36H137V35H140V32H139V34L138 33H135V32H133ZM142 34H143V31H142ZM145 34V33H144ZM149 34H151V33H149ZM149 34H147V36L149 35ZM169 34V35H168ZM179 34H180V36H182V38H179L180 36H179ZM215 34H216V36H215ZM229 34H231V33H229ZM238 34V35H237ZM0 35V36H1ZM6 35V34H5ZM10 35H12V36H10ZM16 35V36H15ZM25 35V36H24ZM49 35V34H48ZM47 35V36H48ZM51 35V34H50ZM50 35H49V37H50ZM101 35V36H100ZM121 35L122 34H120L119 35V37H121ZM124 35V34H123ZM125 35H126V33H125ZM165 35L167 36L166 37V39H165ZM171 35V36H170ZM191 35V36H190ZM203 37H201V36ZM220 35V36H219ZM227 35V36H226ZM233 35V34H232ZM237 35V36H236ZM242 35V34H241ZM30 36V37H29ZM44 36V37H45ZM82 36V37H81ZM93 36V37H92ZM131 36V35H130ZM130 36H128V35H126V38H128V41H129V38H133V37H130ZM142 36H144V35H142ZM152 36V35H151ZM178 36V37H177ZM187 36V37H186ZM196 36H197V38H196ZM200 36V37H199ZM219 36V37H218ZM223 37V39H222V37ZM17 37V38H18ZM25 37V38H24ZM28 37V38H27ZM61 37V36H60ZM81 37V38H80ZM97 37V38H96ZM115 38L119 43L121 42V40H122V45L121 44H119L118 42H116L115 40V43H118L119 44V46H116V49H115V55H119L122 51H120L121 49L120 48H122L123 49V47L122 46H124L125 45V41H127V39L125 40V38ZM171 37V38H170ZM176 37V38H175ZM193 37V38H192ZM205 37H206V39H205ZM213 37H215V38H213ZM225 37V38H224ZM226 37H228L229 38V41H231V42H227V38ZM243 39H242V38ZM250 37L251 36H249V39H250ZM16 39L17 41H18V43H20L21 41H22V39H21V41H19L20 39ZM94 38H96L95 40H94ZM137 38V37H136ZM141 38H144V37H141ZM156 38V39H157ZM169 38H170V40H169ZM189 39V40H186V39ZM208 38V39H207ZM216 38H218V40L216 39ZM221 38V39H220ZM234 38H235V41H234V43L232 42L233 40H234ZM27 39V40H26ZM80 41H79V40ZM84 39H83V41H84ZM121 39V40H120ZM181 39V40H180ZM192 39V40H191ZM197 39H198V41H197ZM205 39V40H204ZM13 40V39H12ZM33 40V42H35ZM90 40H91V42H90ZM120 40V41H119ZM136 40L137 39H135L134 41L136 42ZM139 40V39H138ZM137 40V41H138ZM184 40H185V42H184ZM200 40H202V47L204 48V49H202V50H200V47L201 46H199V45H201V43H200ZM209 40V41H208ZM210 40H212L213 41V43L210 41ZM216 41V43H215V41ZM220 40V41H219ZM245 40H243L244 41V43L247 41H245ZM3 41V40H2ZM30 41V40H29ZM160 41V40H159ZM179 42V43H176V42ZM181 41H183V42H181ZM206 41V43H208V44H206V43H204ZM208 41V42H207ZM221 41H223V42H221ZM8 42V41H7ZM10 42H11V39H10ZM13 42H15L16 43V41H13ZM12 42V43H13ZM78 42H80V43H78ZM93 42V43H92ZM123 42H125L124 43V45H123ZM139 42L141 43V40H139ZM162 42H161V44H162ZM174 42V43H173ZM191 44H190V43ZM226 42V43H225ZM92 43V44H91ZM140 43L139 44H136V43H134V46H136L137 48L140 46ZM176 43V44H175ZM199 43V44H198ZM225 45H224V44ZM231 43V44H230ZM240 43V42H239ZM243 43V42H242ZM21 44H22V42H21ZM33 44V43H32ZM196 44V45H195ZM248 44H250L249 45V47H248ZM17 44H15V46H16ZM19 45V44H18ZM91 45V46H90ZM205 45H207V46H205ZM234 45V46H233ZM22 46V47H21ZM19 45V47L20 48H23V45ZM32 46H35V44L34 45H32ZM67 46V45H66ZM66 46H64L63 48H65ZM172 46V47H171ZM193 46H195V47H197L198 49H195V47H193ZM199 46V47H198ZM222 46H220V47H222ZM240 46V45H239ZM252 46V47H251ZM14 47V46H13ZM12 47V48H13ZM19 47H18V49H19ZM39 46L37 45L36 47H31L32 49H36V48H38ZM117 47H118V49H117ZM135 47V48H136ZM178 47H180V48H178ZM189 47V48H188ZM206 47V48H205ZM241 47V46H240ZM31 48H29V49H31ZM40 48V47H39ZM38 48V49H39ZM73 48V49H72ZM87 48H88V50H87ZM93 48V49H92ZM174 48V49H173ZM226 48V49H225ZM243 48V47H242ZM15 50H16V48H14ZM17 49V50H18ZM24 49V48H23ZM92 49V50H91ZM140 49V48H139ZM238 49V50H237ZM247 49L249 50L248 52H249V56H248V53H247ZM15 50H12V51H15ZM16 50V51H17ZM26 50H28V49H26ZM48 50V49H47ZM54 50V49H53ZM62 50V52H64V50L63 49H61ZM82 50V52L80 53L79 51H81ZM205 50V51H204ZM21 51V50H20ZM19 50L17 51V54H21L22 52H20ZM31 51H33V50H31ZM31 51H30V53H29V51H25V52H27V53H29V54H31ZM58 51V52H57ZM71 51V52H70ZM85 51H87V53H85V55H82ZM120 51V52H119ZM163 51H165V50H163ZM198 51V52H197ZM235 51V52H234ZM258 51V54H261V55H258V54H253L252 52H254V53H256ZM42 52V54L45 52V50H43V51H41ZM61 52V53H62ZM165 52V53H166ZM238 52V53H237ZM262 52V53H261ZM1 53V52H0ZM197 53V54H196ZM198 53H199V56H197L198 55ZM237 53V54H236ZM16 54V53H15ZM18 55V60L16 59V58H10L12 61L14 60V59H16L17 60V63H15L18 67H21V65H20V63H21V60H23V56L26 54V53H22V54H24L23 56H21V55ZM39 54H40V52H39ZM38 54V55H39ZM61 56H60V55ZM4 55H6V54H3L2 56L3 57H5ZM11 55H12V52H11ZM14 55V54H13ZM27 55V57H29V55L28 54H26ZM32 55V57H34ZM82 55V56H81ZM174 55H176V56H174ZM192 55H194V56H192ZM41 56H44V54L43 55H41ZM47 56H49L48 58H47ZM57 56H60V57H57ZM84 56V57H83ZM85 56H88V57H85ZM190 56V57H189ZM248 56V57H247ZM259 56H260V58H259ZM11 57H14V56H11ZM15 57H17V55L15 56ZM30 57H31V55H30ZM37 57L39 58V60H37ZM53 57H54V59H53ZM55 57H57L56 59H55ZM136 57V56H135ZM177 57H178V59H177ZM181 57V58H180ZM192 57V58H191ZM241 57V56H240ZM239 57V58H240ZM254 57H256V58H254ZM6 58V57H5ZM35 58V57H34ZM33 58V59H34ZM83 58V59H82ZM86 58V59H85ZM112 58V57H111ZM115 58H116V61H118V62H120L119 60L120 59H118L116 56H115ZM194 58V59H193ZM258 58L260 59V62H259V60H258ZM29 59V58H28ZM31 59V58H30ZM32 59V60H33ZM81 59V60H80ZM85 59V60H84ZM91 59H92V57H91ZM113 59V58H112ZM175 59V60H174ZM182 61H181V60ZM241 59V58H240ZM245 58H242V61L244 60ZM9 60V59H8ZM53 60H55L56 61V63H57V67H59V69L57 68V67H55V66H53L52 65V62H53V64L54 65H56L55 64V62L53 61ZM247 59L245 60V62L246 61H248ZM4 59H2V60H0V66H1V68H3L4 67ZM10 61V60H9ZM52 61V62H51ZM178 61V62H177ZM264 61V60H263ZM263 61H262V63H263ZM11 62V61H10ZM27 62V61H26ZM29 62V61H28ZM30 62H32L31 60H30ZM50 62H51V64H50ZM117 62V63H118ZM249 62V61H248ZM12 63H14V62H12ZM82 63V64H81ZM178 63V64H177ZM191 63V64H190ZM11 64V63H10ZM14 64V66L12 65V67H10V66H8L9 68L7 69V66H6V68H4V70L5 71H8L9 69V71L7 72V73H9V74H6V73H3L4 75L6 74V75H10V79L12 78V80H13V82L15 83V81H17V80H15V77L16 78H18V79H23L22 77H21V75L20 74H22L23 72L22 71H24L23 69L21 70V72H18V73H20L19 75H16V71H17V69L18 68H16L15 69V65ZM31 64V63H30ZM29 64V65H30ZM181 66H180V65ZM189 64V65H188ZM198 64V65H197ZM204 64V63H203ZM246 64H248V63H246ZM250 64V63H249ZM33 65L31 66L32 68H33ZM50 66V68H53V67H55L56 69H58V70H54L53 72H52V70H49L48 69V67ZM52 65V66H51ZM197 65V66H196ZM199 65L200 66V71H204L203 73H205L206 72V67L204 66V65ZM254 65V64H253ZM43 66V69L41 68ZM46 66H47V68H46ZM194 66V67H193ZM29 67V66H28ZM30 67V68H31ZM63 67V66H62ZM179 67V68H178ZM190 67V68H189ZM30 68H28L29 70H30ZM54 68V69H55ZM176 68H178V69H176ZM183 68H185V69H183ZM197 68V69H196ZM203 68H204V70H203ZM20 69V68H19ZM19 69H18V71H19ZM34 69V70H35ZM182 69V70H181ZM196 69V70H195ZM202 69V70H201ZM0 70H3V69H0ZM2 71V72H5V71ZM31 70H33V69H31ZM40 70V71H41ZM62 72H61V71ZM191 70V71H190ZM13 71L15 72V73H13ZM77 71V72H76ZM83 72V73H81V72ZM85 71V72H84ZM196 71V72H195ZM1 71H0V73H2ZM35 72V71H34ZM46 72V73H45ZM35 73H37V72H35ZM53 73H55L56 75H52ZM80 73H81V75H80ZM91 73V74H90ZM94 73V72H93ZM194 73V74H193ZM202 72L200 73L199 72V76H200V74H203ZM38 74V73H37ZM60 74H61V76H60ZM70 74V75H71ZM1 75V74H0ZM3 75V77H5L4 79H7L6 78V75L4 76ZM64 77H63V76ZM69 75V74H68ZM95 74H93L92 76H94ZM7 76V77H8ZM53 76V77H52ZM71 76V77H72ZM86 76V77H85ZM197 76H198V73H197ZM41 77V76H40ZM40 77L39 78H37V76H35V80L37 81L36 83H38V82H40L39 81V79H40ZM48 77V78H47ZM54 77L56 78L55 80H54ZM62 77V78H61ZM68 77V76H67ZM1 78V77H0ZM25 78V77H24ZM50 78L54 81V83H52L53 81L52 80H50ZM65 79V81H64V79ZM92 78V77H91ZM94 78V77H93ZM197 78V77H196ZM10 79H8V81L7 82H9V80ZM68 79V78H67ZM97 81L99 80L98 78H95ZM3 80V79H2ZM19 80V81H20ZM41 80V79H40ZM57 80V81H58ZM5 81V80H4ZM24 81V80H23ZM46 81H42V83H45ZM98 82H100V81H98ZM11 83V85H12V82H10ZM26 83V82H25ZM41 83V85H43ZM64 83H66V85H64ZM93 83H96V81H94ZM32 84V83H31ZM35 84V83H34ZM45 84H47V83H45ZM1 85V84H0ZM14 85H16V84H14ZM40 85V86H41ZM48 85V84H47ZM94 85H96V84H94ZM6 86H8L7 85V83H6ZM34 86V85H33ZM36 86H37V84H36ZM45 85H43V87H44ZM60 86V87H61ZM96 86H98L99 87V85L97 84ZM4 87V86H3ZM9 87H11L10 85H9ZM8 87V88H9ZM30 88H32L33 89V93L32 92H28L27 94L26 93H23V94H25V95H28L29 93H31L30 95L33 97V95H35L33 98H36V100H37V105H36V101L35 100H31L32 99V97L31 96H28V97H26L25 95V97L23 96V94H22V96L19 94L20 92H22V91H20V92H14V95H15V93H18L19 95H16V96H14L13 95V93L12 94H10L9 93V91L7 90L6 92H7V94H9L8 96H10V95H13V96H10V97H8V98H1V100L2 99H5V102L2 100V101H0V102H3V104L4 105H6V103H8L7 101H9L10 103L11 102H13L12 104H10V103H8L7 104V106H8V108L9 107H11V106H13V108L16 106L17 107V109H19L20 110V112H21V109H24V110H22L23 112L22 113H26L27 114V111L28 112H30V113H28V114H33V116L34 117H36L37 119L39 118V120H40V118H41V116H42V113L44 114L45 113V115L47 116V117H49V119L51 120V121H53L51 118H52V116L54 115L55 116V114L56 113H53V112H55L54 111V109H56V107L55 108H52L53 110V112L51 111V113L49 112V110H48V108L46 107V106H44V103L46 104V101H48V100H46L45 99V102L43 103L42 101H43V99L46 97L47 98V96H48V98H49V96H52L53 94H54V92L56 93V94H54L53 96H52V98L54 99V98H56V96L57 95H61V98L60 97H58V98H60L61 99V101H62V97H63V101L66 99V98H68V100H69V96H67L66 98L64 97V96H66V94L68 95V93H67V91H66V93H65V91H64V88H60V87H58V88H55L56 89V91H53V89L54 88H51V89H49V87H50V84H49V86H46V87H48L46 90V92L48 93V95H47V93H43V91H44V89L41 91V93L43 94L42 96H44V97H42L41 99L39 98L40 97V95L41 94H37V91H36V89H34V87H31V86H29ZM39 87V86H38ZM5 88V87H4ZM25 89L23 86H21V88L20 89ZM42 88V87H41ZM100 89H101V87H99ZM54 89V90H55ZM61 89H63L62 91H60ZM118 88H115V90H117ZM38 90V89H37ZM112 90H114V88L112 89ZM114 90V92H116ZM40 90H38V92H39ZM58 91H59V93H58ZM23 92H26V89H25V91L23 90ZM45 92V91H44ZM110 92V91H109ZM109 92H108V95H109ZM3 93V92H2ZM2 93H1V95H2ZM58 93V94H57ZM104 94H105V92H103ZM3 94H5V93H3ZM33 94V95H32ZM64 94V96H62ZM117 96H118V93L116 94ZM116 95H114L113 94V96L115 97ZM105 96H107V95H105ZM104 96V98H105V100H107L106 99V97ZM1 97V96H0ZM5 97V96H4ZM13 97V98H12ZM190 97H193V96H190ZM10 98H11V100H10ZM19 101H16V99ZM24 98V99H23ZM27 98V99H26ZM38 98V99H37ZM51 98V97H50ZM52 98L50 99V103L52 104H48L49 106H51V107H53V106H59V109H60V107H61V110H63L62 108V106H64L65 104H64V102L62 101V102H59V101H57V104L55 105V103H54V100H52ZM58 98H57V100H58ZM65 98V99H64ZM104 98H103V100H104ZM108 98V97H107ZM260 98H264V95H262ZM9 99V100H8ZM28 99L29 100H31L30 102L28 101ZM188 99H189V97H188ZM13 100V101H12ZM14 100H15V102H14ZM38 100H41V101H38ZM68 100H66V101H68ZM185 100V99H184ZM261 100V99H260ZM56 101V100H55ZM25 102V103H24ZM39 102V103H38ZM69 102V101H68ZM100 102H102V101H100ZM104 103H106L105 101H103ZM24 103V104H23ZM43 103V104H42ZM59 103H60V105H59ZM70 103V102H69ZM69 103H68V105H67V108L68 109H70V105H69ZM2 104V105H3ZM9 104H10V106H9ZM38 104H39V106H38ZM61 104H64V105H61ZM102 104V103H101ZM27 105V106H26ZM41 105H43V106H41ZM47 105V104H46ZM164 105V107L166 106V105H168V103L167 104H163ZM163 105H161L160 106V108L159 109H161V108H164L163 107ZM169 105H172V104H169ZM22 106V107H21ZM15 107V108H16ZM19 107V108H18ZM34 107V108H33ZM42 107H46V110L45 109H43V110H45V111H47V112H39L40 110H42L41 108ZM50 107V108H51ZM36 108H37V110H36ZM16 109V110H17ZM58 109V108H57ZM56 109V110H57ZM67 109V112L69 111ZM159 109H157V108H155V110H159ZM12 110H14L15 111V109H12ZM19 110H17V111H19ZM33 110V111H32ZM35 110L36 111H38L39 113H37V112H35ZM51 110V109H50ZM63 111H66L65 109L63 110ZM33 112H35V113H33ZM62 112V111H61ZM59 110L57 111V114L59 115L60 113H61ZM53 113V114H52ZM64 113V115L66 114L65 112H63ZM62 113V114H63ZM52 114V115H51ZM57 114H56V116H57ZM62 114L60 115V116H62ZM63 115V116H64ZM54 116H53V119H54V121H55V118H54ZM55 116V117H56ZM47 117H45V119L47 120L48 118ZM133 117V116H132ZM131 117V118H132ZM56 118H58V117H56ZM61 118V121H62V117H59V119ZM130 118V117H129ZM59 119H57V121L59 120ZM64 119H65V117H64ZM128 119V118H127ZM47 121H49V120H47ZM60 121V120H59ZM60 121V122H61ZM63 122V121H62ZM55 123V122H54ZM233 130V129H232ZM228 132H230L229 133V135L231 134V133H233V132H231V131H228ZM228 132H223V134H224V136L223 137H225V138H227L229 135H228ZM222 134V135H223ZM226 135H228L227 137H226ZM76 137V136H75ZM233 137H234V134H233ZM229 138H231V136L230 137H228V139ZM135 140V139H134ZM137 142V141H136ZM136 144H138V143H136ZM137 146H139V145H136V148H137ZM43 148V147H42ZM134 148H135V143H134ZM133 154H135V153H133ZM64 165H65V163H64ZM66 166V165H65ZM60 169H62V168H60ZM63 170V169H62ZM64 171V170H63ZM23 173H25V172H23ZM26 173L28 174V173H31V172H27L26 171ZM26 174V175H27ZM33 174V173H32ZM31 175V174H30ZM28 176V175H27ZM26 176V177H27ZM39 176V177H38ZM38 176H28L29 177V179H27V181H30L31 182V179L33 180L31 183H34V180L36 179V177L38 178V179H36L35 181V183H37L38 181L37 180H39V178L41 177L40 175H38ZM23 177V179L25 180V175L24 176H22ZM27 177V178H28ZM34 178V179H33ZM41 178H44V177H41ZM257 179L258 178H254L253 180H252V182H246V186H247V188L248 189H250L249 191H250V193L252 194V196H254L255 194H254V192H253V190H254V187H255V184H256V181H257ZM45 180H46V178H45ZM44 179H43V181L42 182H44L45 181ZM27 181H26V183H27ZM40 181V180H39ZM41 181L40 182H38V184L39 183H41ZM232 181H234V179L232 178ZM34 183V184H35ZM240 183V182H239ZM28 184V183H27ZM37 184V185H38ZM239 185H241V184H239ZM254 185V186H253ZM9 188V187H8ZM12 189V188H11ZM12 190H14V189H12ZM11 190H9V192L7 191V193H9V194H11V193H14L13 191L11 192ZM138 194V193H137ZM12 195H14V194H11L10 196H12ZM253 198V197H252ZM147 201H145L144 200V203H142V204H144V205H146L147 203H146ZM64 203H65V201H64ZM63 203V204H64ZM62 204V205H63ZM69 204V203H68ZM70 205V204H69ZM16 205H14L13 207H15ZM66 208H68L66 205H64ZM64 206H63V208H64ZM73 206V205H72ZM9 207H11L10 209H12V210H18L19 209V207L18 208H15V209H13V207L12 206H10L9 205ZM9 207H4V209H6L5 211H10V210H7V209H9ZM63 209L59 214H58V216H55V220L54 221H52V224L55 222L56 223V225H57V220L59 221V220H61L62 218H64V219H66V218H68V220H69V218H71L70 219V221L72 222L74 219L77 221H75L74 220V222H72V224H71V222H70V224H69V222H68V225L65 223L64 224V222L65 221H63L62 222V220H61V222L59 221V223H60V225L61 224H63V225H66L67 227L66 228H64V230H66L67 231V228L69 227L70 228V233L71 234H73L74 232H72V231H76V233L78 234L79 232H77V227H78V231H80L79 229H81V227L83 226V227H89V230L91 229V232L93 233H97L96 235H94V236H92L93 237V239H94V242H95V244H96V241L97 240H99L100 242H98V243H100V244H102L103 245V241H104V239L106 240V238L107 237H109V239H110V236H111V233L109 232L108 234H109V236H108V234H107V229H105V228H107V227H105L104 228V230H107L105 233L104 232H101L100 231V234H101V236H97L98 235V231H94V230H92L93 228H91V227H95L96 225H98V224H100L101 222H103V221H99L100 223H98V221H96V223L95 222H91V221H89L91 224H89V222H87V220L89 219H87V218H85L83 215V219H87L86 221L85 220H82V216L80 217V215H79V212H80V214H81V211H77L78 210V207L76 208L75 206H74V208L76 209V210H74V211H69L70 209L69 208H72L71 207V205L69 206V210L68 209ZM73 208V209H74ZM68 211V213H67V211ZM65 211V212H64ZM28 212V211H27ZM108 212H111V211H108ZM108 212H106V214H108ZM73 213V215L76 213V214H78V217L80 218V220L79 219H76L77 218V216H76V218H75V215L73 216V215H70V214H72ZM114 213H115V211H114ZM119 213H120V211H119ZM110 214V213H109ZM112 214V213H111ZM117 215V214H116ZM46 216L47 217H49V218H52L53 216H52V213L51 214H46ZM69 216V217H68ZM108 216H110V215H108ZM224 216H226V215H224ZM230 215H228V217H229ZM5 217V216H4ZM74 217V219L72 220V218ZM114 217V216H113ZM116 217V216H115ZM115 217H114V219H115ZM228 217H226V218H228ZM111 218V217H110ZM109 218V219H110ZM121 214H120V220H121ZM225 218V219H226ZM63 219V220H64ZM118 219H119V214H118ZM4 220V219H3ZM67 220V219H66ZM90 220V219H89ZM116 220V219H115ZM125 220V219H124ZM220 221H221V219H219ZM48 221H49V219H48ZM83 221L84 222H87V225L88 226H85L86 224L85 223H83ZM112 221V220H111ZM222 221H225V220H222ZM1 222H3V225H4V227H6L7 228V231H8V234H9V236H10V240H11V242H12V244H13V246H14V249L13 250H15V251H18V253H20V252H22L23 250H25L26 252H28V253H31V255L33 254L34 256L36 255V259H35V264H106V261H104V260H106L105 259V257H104V255H102V254H100V253H96V252H92V251H90V250H88L87 251V249H86V252H84V250L83 249H85L83 246L85 245L86 246V242H85V244H84V242H83V244L84 245H81L80 243H79V241L77 240V242L79 243L78 245H75L74 244V242L76 243V239H74V238H76V234L74 233V235H76L75 237L73 236V235H71L70 233H69V235H71V237H72V239L69 237V235L67 236V238L69 237L70 238V240H68L65 236H63V235H61V233H57L58 231H57V229L59 228V229H63V228H60V227H58L57 226V229L55 230V228L56 227H52V224H50V226L48 225H45V227H42V226H38V230H40L43 234H44V237H42V238H39V239H30V240H26L25 239V235H26V232H31V229H33V226L32 225H30V224H28V223H25V230H22V232H16V233H14L13 234V229H12V225H10L9 223H6V221L4 220V221H2V219L0 218V223ZM121 222H123V220H121L120 221V227L119 226H117V224L119 225V220H118V222L116 223V228H112V230H113V232H114V230L116 229V230H118V231H116L115 230V232H114V234H115V236L114 237H116L117 236V238L115 239V240H113L114 242L112 243L113 244V247H114V249H116V250H120V249H123V248H126V246H128V245H126L127 243L125 242V240L127 241V239H128V237H129V235H128V237H127V235L124 233V232H126L127 230H130V229H126L125 230V228H123V232H122V227H121V225L123 224H121ZM136 222H139L138 220L136 221ZM74 223V224H73ZM80 223H82V224H80ZM92 223H95L94 224V226H93V224ZM104 223H105V221H104ZM124 223L126 224V220L124 221ZM47 224H48V222H47ZM83 224H85V225H83ZM103 224V223H102ZM107 224H108V222L107 223H105V225L107 226ZM111 224V223H110ZM109 224V225H110ZM35 225V224H34ZM53 225H55V224H53ZM55 225V226H56ZM74 225V226H73ZM76 225V226H75ZM80 225H82L81 227H79ZM91 227H90V226ZM108 225V226H109ZM112 225V224H111ZM110 225V226H111ZM113 225V226H114ZM138 225V224H137ZM100 226H101V224L99 225V226H97V228L99 227L100 228ZM104 226V225H103ZM124 226V225H123ZM134 226H136V225H134ZM71 227L73 228V227H75V228H73V230L71 229ZM96 228V227H95ZM99 228H98V230H99ZM101 228H102V226H101ZM126 228H127V225H126ZM129 228V227H128ZM145 228V227H144ZM143 228V229H144ZM148 228V227H147ZM145 228L144 230L146 231L145 233L148 235V237H147V235H145V233L143 234V236H144V238H146L147 240H149V236H150V229L148 228ZM83 229V233H82V235L81 236H83L85 233H86V231L88 232V233H90L89 235L91 236V232L89 231V230H86L85 228H82ZM84 229H85V232H84ZM108 229H109V227H108ZM95 230H97V229H95ZM102 231H103V229H101ZM111 230V229H110ZM125 230V231H124ZM132 230V229H131ZM142 230V229H141ZM144 230H142L143 232H144ZM147 230H149L148 232H147ZM57 231V232H56ZM60 231V230H59ZM65 231V232H66ZM82 231V230H81ZM120 231V232H119ZM35 232H36V230H35ZM41 232H39V235L41 234ZM68 232H69V230H68ZM68 232H66L65 234L67 235V233ZM112 232V231H111ZM112 232V233H113ZM120 233L119 235L117 234V233ZM104 233V234H103ZM126 233H128V232H126ZM64 234V233H63ZM80 234H81V232H80ZM99 234V235H100ZM105 234H107V235H105ZM113 234V235H114ZM117 234V235H116ZM126 236H125V235ZM14 235V236H13ZM89 235H88V237H89ZM103 235V236H102ZM121 235V239H118V236H120ZM107 236V237H106ZM199 236V235H198ZM77 237H80V235L79 236H77ZM86 237V236H85ZM96 237V238H95ZM98 237L100 238V237H103L102 239H98ZM106 237V238H105ZM113 237V238H114ZM132 237V236H131ZM201 235H200V239L198 238V237H196V238H198L199 240H200V244L201 243H203V242H201V241H206L205 243H208V246H209V244H211L206 238L204 239L203 237H202V239H201ZM80 238H82V237H80ZM112 238V237H111ZM130 238V237H129ZM74 239V240H73ZM79 239V238H78ZM92 239V240H93ZM97 239V240H96ZM118 239V240H117ZM132 239V238H131ZM131 239H129V240H131ZM74 241V242H72V241ZM79 240H81V239H79ZM84 240H85V238H84ZM89 240H91V239H89ZM91 240V241H92ZM96 240V241H95ZM137 240H139V238L137 239ZM136 240V241H137ZM144 240V239H143ZM194 240V239H193ZM197 240V239H196ZM199 240H198V242H199ZM88 241V240H87ZM101 241H102V243H101ZM107 241H109V243H110V241H111V239L110 240H107ZM131 241H134V240H131ZM131 241H130V243H131ZM135 241V242H136ZM140 241V240H139ZM145 241V240H144ZM144 241H142L141 243H143ZM81 243H82V240L80 241ZM105 242V241H104ZM134 242V243H135ZM138 242V241H137ZM136 242V244H138ZM147 242V241H146ZM146 242L145 243H143L142 245H144V247H145V244H146ZM149 242V241H148ZM147 242V243H148ZM98 243H97V245H98ZM133 243V245H132V247H133V249H134V251H133V249L129 252L128 250H126V252L122 255L123 257H121V255H120V253H119V255H120V257L119 258H115V261L116 260H118V259H120L121 261H122V264H144V261H146L148 258H150V256H148L149 255V251H150V248H152V247H150V245H149V243H148V245L146 246V248H144L142 245V247L145 249V251H146V253L148 254H146V253H143L142 254V252L141 253H139V254H137V251H136V247H139L140 246V242H139V245L138 246H136V244H134ZM190 243V242H189ZM92 244H94V243H92ZM132 244V243H131ZM195 244V243H194ZM196 244L198 245V243L196 242ZM89 245V244H88ZM86 246V248H88L89 246ZM91 245V244H90ZM124 245H125V247H124ZM188 245V244H187ZM191 245V244H190ZM189 245V246H190ZM201 245H203V244H201ZM206 245V244H205ZM101 245H99V247H100ZM129 246H130V244H129ZM136 246V247H135ZM149 246V249L147 248ZM207 246V245H206ZM170 247H173V249H174V251L176 252V254H178V257H180L179 256V251H181V253L184 251L183 250V248H182V250H180V248H175L174 246H170ZM199 247H200V245H199ZM129 248V247H128ZM143 248H141L143 251H144V249ZM203 248H205V247H201V249L203 250ZM208 248H210V247H208ZM208 248H207V250H208ZM23 249V250H22ZM140 248H139V250H141ZM147 249V250H146ZM172 249V250H173ZM220 249V248H219ZM221 249L223 250V255H225L226 256V258L222 255V252H220L221 253V255L225 258V259H223V260H221L220 262H218L217 264H229L228 262L229 261H231L230 259H231V256H230V254L231 253H229V252H227V251H225V248H223V247H221ZM19 250H22V251H19ZM137 250H138V248H137ZM171 250V251H172ZM148 251V252H147ZM173 251V253L175 254V252ZM214 251H215V248H214ZM155 252V251H154ZM185 252V251H184ZM194 252V251H193ZM190 253V252H185V254L183 255V253L182 254H180V255H182V256H184V257H182V258H176V255H172L171 256V258L172 257H175L173 260H171L170 259V261H173V263L171 262V264H215V261H214V257H215V255L214 254H211V252L212 251H208V252H206V254H205V256H204V258H198L197 256L198 255H195L194 253ZM14 253L15 252H13V253H11L10 254V257L8 258V262H2L1 260H0V264H25L24 262H22V261H20V262H18L16 259H15V257H14ZM169 253H170V251H169ZM196 253V252H195ZM217 252H215V254H216ZM229 253V254H228ZM16 254V253H15ZM144 254H146V255H144ZM154 254V253H153ZM160 254L162 255V257H161V259L162 260H164L163 259V257L166 259V257L165 256H163V254L160 252ZM159 253L157 254V255H160ZM19 255V254H18ZM17 255V256H18ZM140 255V256H139ZM144 255V256H143ZM151 255V258L152 259H150V261H152V263L153 264H156L155 263V261H156V259L154 258L155 256H153L152 254H150ZM155 255H156V253H155ZM165 255V254H164ZM218 255V254H217ZM167 256L169 257V255L167 254ZM158 257V256H157ZM230 258V259H229ZM1 259V258H0ZM158 260V259H157ZM148 261V260H147ZM166 261V260H165ZM168 261V260H167ZM162 262V261H161ZM160 262V263H161ZM145 263H147V262H145ZM150 263V262H149ZM159 263V262H158ZM162 264V263H161ZM164 264V263H163Z\"/></svg>",
    "mask_w": 264,
    "mask_h": 264
}]
</instances>
